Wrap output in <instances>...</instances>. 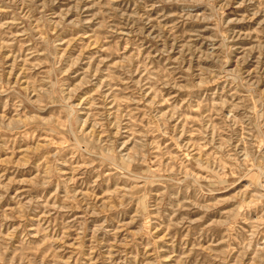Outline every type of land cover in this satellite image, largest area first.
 Masks as SVG:
<instances>
[{
    "label": "rangeland",
    "instance_id": "obj_1",
    "mask_svg": "<svg viewBox=\"0 0 264 264\" xmlns=\"http://www.w3.org/2000/svg\"><path fill=\"white\" fill-rule=\"evenodd\" d=\"M0 264H264V0H0Z\"/></svg>",
    "mask_w": 264,
    "mask_h": 264
}]
</instances>
